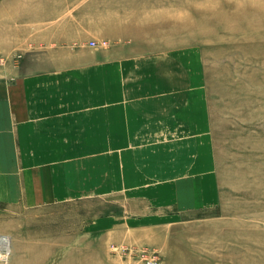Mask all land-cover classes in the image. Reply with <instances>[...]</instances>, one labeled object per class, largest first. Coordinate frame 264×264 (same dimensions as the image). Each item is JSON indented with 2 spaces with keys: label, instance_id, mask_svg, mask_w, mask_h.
<instances>
[{
  "label": "rangeland",
  "instance_id": "rangeland-1",
  "mask_svg": "<svg viewBox=\"0 0 264 264\" xmlns=\"http://www.w3.org/2000/svg\"><path fill=\"white\" fill-rule=\"evenodd\" d=\"M197 1L71 0L89 44L119 48L121 90L149 93L184 130L120 131L102 193L8 220L9 264H264V34L247 27L264 11ZM24 28L35 0H0V35Z\"/></svg>",
  "mask_w": 264,
  "mask_h": 264
},
{
  "label": "crops",
  "instance_id": "crops-1",
  "mask_svg": "<svg viewBox=\"0 0 264 264\" xmlns=\"http://www.w3.org/2000/svg\"><path fill=\"white\" fill-rule=\"evenodd\" d=\"M24 31L0 35V53L17 56L0 61V233L17 212L102 193V157L119 162L120 131L184 130L149 93L121 90L119 48L91 46L96 31L73 19L71 0H35Z\"/></svg>",
  "mask_w": 264,
  "mask_h": 264
},
{
  "label": "bare ground",
  "instance_id": "bare-ground-1",
  "mask_svg": "<svg viewBox=\"0 0 264 264\" xmlns=\"http://www.w3.org/2000/svg\"><path fill=\"white\" fill-rule=\"evenodd\" d=\"M202 1V0H201ZM216 1V0H215ZM237 1V0H236ZM240 1V0H239ZM242 1V0H241ZM245 2H248V1H246V0H244ZM261 1H263V0H261ZM260 1V2H261ZM199 2H200V0H199ZM198 1H197V3H199ZM203 2V1H202ZM208 2V1H207ZM210 2V1H209ZM221 2V1H220ZM219 2V3H220ZM231 2V1H230ZM235 2V1H234ZM243 2V1H242ZM256 3V0L254 1L253 0V2H251V1H249V7L252 9L251 11H253L251 14H249V15H251V16H253L252 18H255L256 17V15L254 16V14H256L257 12H260V11H264V3H260L259 2V0L257 1L259 4H256V6H254L255 5V3ZM204 3V2H203ZM219 3H218V5H219ZM236 3V5L235 6H237V2H235ZM193 4H196V3H193ZM217 6V5H216ZM247 6V5H246ZM206 7H208V6H206ZM206 7H205V9H206ZM210 7H212V6H210ZM213 7H215V6H213ZM241 7V6H240ZM243 7V6H242ZM244 8V7H243ZM201 8L199 7L198 8V10H200ZM203 9V8H202ZM210 9H212V8H210ZM227 9V8H226ZM218 10H219V8H218ZM210 11V10H209ZM224 11V10H223ZM227 11V10H226ZM228 12V11H227ZM227 12H226V14H224V16L225 15H228V14H230V13H228L227 14ZM249 13V12H248ZM209 16V15H208ZM258 16V15H257ZM261 16V15H260ZM192 17V16H191ZM206 17V16H205ZM246 17V16H245ZM259 17V16H258ZM226 18H227V16H226ZM225 18V19H226ZM247 18V17H246ZM184 20H185V16H184V18H183ZM195 19V18H194ZM224 19V18H223ZM222 19V20H223ZM229 19V18H228ZM228 19H227V23H228ZM250 19H251V17H250ZM259 19V18H258ZM257 19V20H258ZM191 20V18L189 19V21ZM229 20H231V19H229ZM255 20V19H254ZM235 21V20H234ZM244 21V20H243ZM246 21H247V19H246ZM249 21V20H248ZM201 22V21H200ZM222 22V21H221ZM252 22V21H251ZM198 23V22H197ZM255 23V22H254ZM253 23V24H254ZM203 24V23H202ZM231 24V23H230ZM235 24H236V22H235ZM244 24V23H243ZM252 24V25H253ZM199 25V24H198ZM220 25H221V23H220ZM223 25H225L224 24V22H223ZM240 25V24H239ZM246 25V24H245ZM200 26V25H199ZM230 26V25H229ZM232 26V25H231ZM234 26V25H233ZM238 26V25H237ZM190 27V26H189ZM201 27V26H200ZM218 27V26H217ZM244 27V26H243ZM247 27L252 31V32H258V33H260V34H264V19H259L258 20V22L256 21V25H253V26H250V25H247ZM221 28V27H220ZM220 28H219V30H220ZM234 28V27H233ZM232 28V29H233ZM238 28V27H237ZM208 29H209V27H208ZM214 29H215V27H214ZM229 29V28H228ZM218 30V31H219ZM225 30V29H224ZM227 30V29H226ZM225 30V31H226ZM230 30V29H229ZM239 29H237V31H238ZM204 31H206V29L204 30ZM210 31V30H209ZM231 31V30H230ZM234 31H236L235 29L233 30V32ZM240 32V31H239ZM246 32H248V31H246ZM236 33V32H235ZM242 33V32H241ZM259 34V36H261ZM239 36V35H238ZM242 36V35H241ZM248 36V35H247ZM246 36V37H247ZM249 37V36H248ZM250 37H252V36H250ZM245 39H247V38H245ZM250 39V38H249ZM257 39H259V38H257ZM260 40H261V38H260ZM259 42V41H258ZM261 42V41H260ZM264 48V47H263ZM248 49V48H247Z\"/></svg>",
  "mask_w": 264,
  "mask_h": 264
},
{
  "label": "built area",
  "instance_id": "built-area-1",
  "mask_svg": "<svg viewBox=\"0 0 264 264\" xmlns=\"http://www.w3.org/2000/svg\"><path fill=\"white\" fill-rule=\"evenodd\" d=\"M92 45H95V41H91ZM2 58L0 57V61ZM11 238L9 235L0 233V264H9L11 257ZM156 262V260H154ZM157 263V262H156Z\"/></svg>",
  "mask_w": 264,
  "mask_h": 264
}]
</instances>
